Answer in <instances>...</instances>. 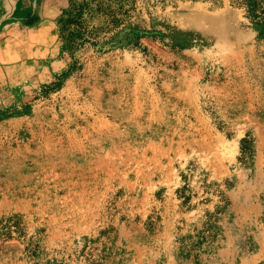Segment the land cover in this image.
Listing matches in <instances>:
<instances>
[{
    "label": "rangeland",
    "instance_id": "1",
    "mask_svg": "<svg viewBox=\"0 0 264 264\" xmlns=\"http://www.w3.org/2000/svg\"><path fill=\"white\" fill-rule=\"evenodd\" d=\"M69 6L0 0V264H264V24L140 0L72 67Z\"/></svg>",
    "mask_w": 264,
    "mask_h": 264
},
{
    "label": "trees",
    "instance_id": "2",
    "mask_svg": "<svg viewBox=\"0 0 264 264\" xmlns=\"http://www.w3.org/2000/svg\"><path fill=\"white\" fill-rule=\"evenodd\" d=\"M140 0H70L63 10L59 23L64 43L63 51L74 59L72 67L81 63L78 57L87 49L105 54L130 44L137 45L150 33L132 24V16ZM222 3V0H212ZM255 24H264V0H231ZM33 23L29 20L28 24ZM14 222L6 223L0 233L10 236Z\"/></svg>",
    "mask_w": 264,
    "mask_h": 264
}]
</instances>
